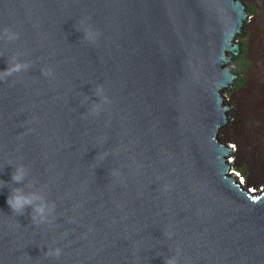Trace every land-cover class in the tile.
Here are the masks:
<instances>
[{
    "label": "water",
    "instance_id": "obj_1",
    "mask_svg": "<svg viewBox=\"0 0 264 264\" xmlns=\"http://www.w3.org/2000/svg\"><path fill=\"white\" fill-rule=\"evenodd\" d=\"M246 26L233 0H0V71L31 66L0 79V264H264V196H239L221 148ZM15 187L55 212L14 213Z\"/></svg>",
    "mask_w": 264,
    "mask_h": 264
},
{
    "label": "rangeland",
    "instance_id": "obj_2",
    "mask_svg": "<svg viewBox=\"0 0 264 264\" xmlns=\"http://www.w3.org/2000/svg\"><path fill=\"white\" fill-rule=\"evenodd\" d=\"M245 2L253 19L250 22L251 26L248 28L245 41L241 43L247 46L245 57L250 62V66L240 72L238 65L233 68L235 72L240 74V78L244 77V80L242 85L236 87L237 90L242 91L241 94L230 100V104L236 109L233 112V127L230 134L238 136L242 142L239 146V161L242 165L239 166L237 173L246 184L249 174L247 160L260 158L264 148V128L261 121L263 113H255L252 121L248 120L247 116V112L251 109L250 106H253L258 100L254 99L255 101H253V98H258L263 96L262 93L264 94V0H245ZM243 72H248V74H243ZM255 109L254 107L253 111ZM225 138L226 136L222 135V139L225 140ZM243 166H247V175L242 174L239 170Z\"/></svg>",
    "mask_w": 264,
    "mask_h": 264
},
{
    "label": "clouds",
    "instance_id": "obj_3",
    "mask_svg": "<svg viewBox=\"0 0 264 264\" xmlns=\"http://www.w3.org/2000/svg\"><path fill=\"white\" fill-rule=\"evenodd\" d=\"M4 36L9 40L19 39V34L10 31L9 29L4 30ZM83 38L91 43H95L99 39V34L94 32L90 28H85L83 30ZM30 64L27 62H22L20 60H15L9 64L8 68L4 71H0V79L7 81L9 77L14 74L21 72H27L30 70ZM45 75H51V70H46ZM94 95L98 100L92 103V115H98L100 111L103 110L106 104H110L111 100L106 95L103 86H97L94 89ZM91 97L85 96L84 103L87 104ZM115 171L113 175H117ZM28 176V172L23 165L15 167L12 174L11 182L14 184L24 185V182ZM8 182L3 181V187H7ZM28 189H32L35 185H28ZM7 203L12 209V211L18 215H24L28 208H31V216L33 220H39L40 222H45L48 218L55 212L56 205L55 202L49 201L42 191L25 190V187H15L11 190L8 196ZM34 214V215H33ZM63 254V249L60 247L48 248L45 255L49 257L60 258ZM177 255L168 256L165 258V264H179Z\"/></svg>",
    "mask_w": 264,
    "mask_h": 264
},
{
    "label": "bare ground",
    "instance_id": "obj_4",
    "mask_svg": "<svg viewBox=\"0 0 264 264\" xmlns=\"http://www.w3.org/2000/svg\"><path fill=\"white\" fill-rule=\"evenodd\" d=\"M234 2H240L241 9L247 19V26H246V36L248 34V28L251 26V20L253 19L252 13L249 10L248 5L246 4L245 0H233ZM235 48L238 50L239 58L243 54V44L236 43L234 44ZM253 62L252 60H250ZM235 64H231L232 70V79L237 83L240 79V74L234 71ZM250 65H246L245 69ZM243 74H248V72H243ZM241 90H237L236 84H231V94L230 95H223V102H227L224 106L223 111L230 113L229 118V129L228 133H222V135L226 136L225 140L221 138V148L222 149H229V153L235 158L236 161L226 163V167L230 170V177L231 182H237L239 196L246 195L248 202H254V208L257 207L260 203V197L264 196V148L262 149V156L258 159H248V177L246 179V184L243 182V178L237 173L239 166H241V162L239 161V146L242 144L241 140L236 135H231L230 130L233 127V112L236 111L235 107L230 104V100L238 97L241 94ZM263 96H259L254 105L250 106V110L247 112L248 120L252 121L255 113H263L261 116L262 126L264 128V94ZM250 100V99H249ZM250 105V104H249ZM254 107L256 108L255 111ZM238 110V109H237ZM250 123V122H249ZM232 132V131H231ZM228 188L235 190V184H228Z\"/></svg>",
    "mask_w": 264,
    "mask_h": 264
},
{
    "label": "trees",
    "instance_id": "obj_5",
    "mask_svg": "<svg viewBox=\"0 0 264 264\" xmlns=\"http://www.w3.org/2000/svg\"><path fill=\"white\" fill-rule=\"evenodd\" d=\"M242 48H243V54L241 55V57L239 58V60L237 61V63L234 66V67H236V65H238L239 72L242 69H245V66L246 65H249V63H250L249 61L246 60V57H245L246 56V53H247V46H246V44H243V47ZM236 73H238V72H236ZM243 80H244V77H241L239 79V81L236 83V87L242 85V81ZM239 170H240V172L242 174L247 175V166H243Z\"/></svg>",
    "mask_w": 264,
    "mask_h": 264
}]
</instances>
